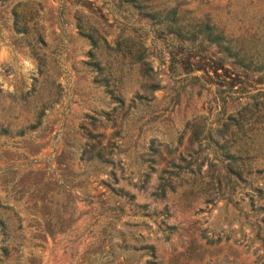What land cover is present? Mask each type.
<instances>
[{
	"label": "rangeland",
	"instance_id": "obj_1",
	"mask_svg": "<svg viewBox=\"0 0 264 264\" xmlns=\"http://www.w3.org/2000/svg\"><path fill=\"white\" fill-rule=\"evenodd\" d=\"M91 1L82 11L112 38L124 15L117 0ZM143 3L206 21L264 58V0ZM59 9L57 0L0 1V264H264L262 183V198L239 189L225 203L191 189L182 170L164 198L151 195L158 177L186 158L190 126L218 125L242 100L223 116L197 89L175 104L164 63L154 60L160 88L149 94L138 66L106 48L99 58L114 73L118 103L85 64L78 6ZM14 21L36 26L41 41L16 33ZM253 133L264 159V119Z\"/></svg>",
	"mask_w": 264,
	"mask_h": 264
},
{
	"label": "trees",
	"instance_id": "obj_2",
	"mask_svg": "<svg viewBox=\"0 0 264 264\" xmlns=\"http://www.w3.org/2000/svg\"><path fill=\"white\" fill-rule=\"evenodd\" d=\"M57 1L61 14L65 3L78 6L80 15L75 30L87 41L85 64L104 92L116 102L122 103L123 99L110 87L114 73L99 58L106 48L119 57L121 64L138 66L140 87L149 94L160 88V69L154 66V60L164 63L163 75L175 104H179L183 93L197 89L211 95L220 108L217 114L223 116L233 100L238 104L242 100L223 120L217 117L221 121L218 125H207L202 119L190 126L186 158L179 156V163L172 164L173 169L163 171L166 175L158 177L151 192L153 197L164 198L167 191L173 190V180L186 170L192 180L191 189H199L225 203H233L239 189H254L258 193L256 199L262 198L259 195L262 188L258 187L259 183L264 185V159L259 155L262 142L253 133L254 126L264 119V91L260 90L264 83V58L257 49L225 38L206 21L179 15L174 7L143 3L148 0L113 2V7L124 15L116 34L106 39L102 27L82 11L83 8L89 11L93 1ZM16 22L13 24L16 33L41 41L36 26L27 23L16 26ZM30 50L34 52L32 46ZM204 162L206 168L202 171ZM249 200L253 206V197ZM1 227L3 231L4 225ZM148 248L153 257L152 246ZM147 263L155 264L150 260Z\"/></svg>",
	"mask_w": 264,
	"mask_h": 264
}]
</instances>
